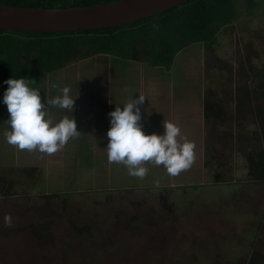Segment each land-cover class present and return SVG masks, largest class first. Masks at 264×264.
Returning a JSON list of instances; mask_svg holds the SVG:
<instances>
[{
	"label": "rangeland",
	"instance_id": "1",
	"mask_svg": "<svg viewBox=\"0 0 264 264\" xmlns=\"http://www.w3.org/2000/svg\"><path fill=\"white\" fill-rule=\"evenodd\" d=\"M262 1L249 8L234 0L237 17L215 43L189 45L166 70L178 76L175 84L189 77L191 89L220 112L203 129L188 130L195 160L179 175L146 163L143 179L130 176L123 164L108 162L105 145L94 147L91 163L73 146L53 154L20 150L3 137L8 113L0 108V179L13 193L0 195V264H264L252 259L264 253L257 237L264 233V180L249 178L246 156L264 150ZM126 66L132 72L139 64ZM119 74L122 58L94 54L42 75L36 88L65 77L64 86L104 92ZM88 77L87 87L81 79ZM29 220L46 223L30 231Z\"/></svg>",
	"mask_w": 264,
	"mask_h": 264
},
{
	"label": "trees",
	"instance_id": "2",
	"mask_svg": "<svg viewBox=\"0 0 264 264\" xmlns=\"http://www.w3.org/2000/svg\"><path fill=\"white\" fill-rule=\"evenodd\" d=\"M108 1L112 0H0V4L65 7ZM244 1L249 8L263 3L262 0ZM236 17L234 0H187L144 19L111 27L59 32L0 29V88L8 87L5 80L19 77L29 79V86L36 88L42 75L94 54H108L169 69L176 54L189 45L200 42L205 48H210L219 30L235 21ZM209 109L211 105L206 102V110ZM219 114V109H216L214 116L217 118ZM209 116L206 112V117ZM246 156L249 178L264 180V150L250 151ZM215 179L221 180L218 173ZM12 194L0 179V195ZM55 197L54 194H43L42 198ZM160 198L162 201L166 199L163 194ZM75 205V209L80 207ZM45 223L29 220L25 224L33 226L30 231H36ZM85 225L77 224L76 231L82 232ZM257 237L264 246V233ZM253 258L256 262L259 258L264 259V253H252Z\"/></svg>",
	"mask_w": 264,
	"mask_h": 264
},
{
	"label": "clouds",
	"instance_id": "3",
	"mask_svg": "<svg viewBox=\"0 0 264 264\" xmlns=\"http://www.w3.org/2000/svg\"><path fill=\"white\" fill-rule=\"evenodd\" d=\"M7 88L0 97L6 105L9 128L4 129L3 137L9 145L20 150L53 154L64 147L70 138L78 136L76 122L72 116L74 101L69 86L60 89L47 104L71 111L67 116L53 122L47 115L45 102H41L40 90L30 87V80L24 77L9 78L4 81ZM51 87L56 88L53 83ZM145 96L139 94L131 98L123 108L116 106L108 113L110 127L105 133L107 138V160L109 163L123 164L128 175L143 179L148 168L146 163L162 165L167 174L179 175L189 169L195 160V143L181 134L178 124L172 121L162 123L161 134H145L142 130L141 108ZM183 141V142H181ZM5 221L10 217L5 216Z\"/></svg>",
	"mask_w": 264,
	"mask_h": 264
},
{
	"label": "crops",
	"instance_id": "4",
	"mask_svg": "<svg viewBox=\"0 0 264 264\" xmlns=\"http://www.w3.org/2000/svg\"><path fill=\"white\" fill-rule=\"evenodd\" d=\"M131 61L133 60L122 58V74L114 78L112 90L101 92L102 90H90V88L84 90L71 88L73 96L78 93L74 101L72 116L76 122L77 130L81 133L74 138H70L65 146L77 147L75 155L78 157L79 155L86 156L85 160L88 161L87 159H90L87 158L88 156L93 155V158L95 156V146H107L108 141L105 133L110 127L108 113L114 110L116 106L123 108V104L129 101L131 95L132 98H136L139 94L145 96L144 103L140 106V123L145 134H161L163 132L162 123L172 121L178 124L182 136L187 138L190 135L188 134L189 129L199 131L200 128H204L208 118L216 119L214 111L219 107L215 103L209 102L211 110H206V102H208L206 101V94L203 92L195 93L190 87L189 77H186L183 81L178 80L181 82L176 81L177 83L175 84L178 76L168 75L167 69L162 71L165 74H159V71H157L159 66H150L135 60L140 67L138 66V69L133 67L131 72L126 66ZM174 62L175 58L172 65ZM49 73L51 72L46 74L49 75ZM75 77V82H80L78 81V76L75 75ZM90 78L81 79L87 83V87L92 84ZM64 80H66L65 77L53 80L48 79L47 82H50L51 85L55 83L57 87H51L47 90L40 89L41 102H45L47 115L52 118L53 122H57L65 116L71 118L70 110L60 109L47 104L49 99L61 94L60 89L64 87ZM187 80L188 83H186ZM39 82H43L41 78ZM2 94L0 93V97H2ZM99 105L104 109H98ZM0 108L6 109V105L0 103ZM206 112H209V117H206ZM98 120L102 122L100 126H96ZM101 127L102 129L99 130ZM18 152H16L17 155ZM89 161L90 163L92 162L91 159ZM172 183H169L168 186H178Z\"/></svg>",
	"mask_w": 264,
	"mask_h": 264
},
{
	"label": "water",
	"instance_id": "5",
	"mask_svg": "<svg viewBox=\"0 0 264 264\" xmlns=\"http://www.w3.org/2000/svg\"><path fill=\"white\" fill-rule=\"evenodd\" d=\"M184 1L112 0L65 7L0 4V29L59 32L111 27L144 19Z\"/></svg>",
	"mask_w": 264,
	"mask_h": 264
}]
</instances>
